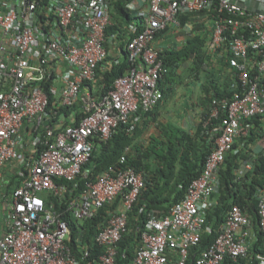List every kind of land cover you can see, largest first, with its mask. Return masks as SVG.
Here are the masks:
<instances>
[{"label":"built area","instance_id":"obj_1","mask_svg":"<svg viewBox=\"0 0 264 264\" xmlns=\"http://www.w3.org/2000/svg\"><path fill=\"white\" fill-rule=\"evenodd\" d=\"M127 6L142 27L126 44L131 68L98 99L87 91L84 115L66 124L49 112L46 86L50 83L54 95V82L60 80L58 103L70 108L86 83L96 81L109 56L106 32L116 24L112 0H0V264H93L88 249L80 247L81 256L74 253L65 216L77 222L79 243L84 233L79 225L121 198L95 236L103 250L98 263L115 264L129 212L146 180L142 172L124 166L129 151L118 166L93 178L88 164L98 144L108 142L122 125L133 131L141 114L164 100L160 83L168 68L156 38L180 28L183 13H211L208 50L226 51L236 80L231 96L213 97L210 103L204 127L214 147L202 173L168 214H150L142 244L126 264H189L192 249L212 232L208 214L221 186V168L238 151L236 144L251 135L253 119L264 115V0H130ZM129 28L135 30L134 24ZM261 141L252 146V158L239 177L264 153ZM79 178H85L84 189L69 194L67 182ZM47 195L61 200L63 210L49 206ZM257 216L264 231V190ZM252 225V216L232 205L196 264L238 262L253 243ZM258 261L264 264V256Z\"/></svg>","mask_w":264,"mask_h":264},{"label":"trees","instance_id":"obj_2","mask_svg":"<svg viewBox=\"0 0 264 264\" xmlns=\"http://www.w3.org/2000/svg\"><path fill=\"white\" fill-rule=\"evenodd\" d=\"M129 1L112 0L116 24L106 32L108 37L106 47L110 50V45L114 46L121 59L116 58L118 55H109L107 60L99 66L97 70L98 88L94 92L97 98L113 88L115 80L125 75L131 68V63L127 58L126 44L139 33L142 27L140 18L132 16L133 12L127 6ZM197 14H208L209 18L212 19L211 13L208 12L183 13L179 17L182 25L192 22ZM132 24H134L135 30L129 28ZM169 29L162 31L156 40L165 35ZM208 38V32L205 31L204 34L188 37L185 44L179 47L163 48L161 54L165 66L168 68V73L164 78L176 77L178 71L184 66H187L195 77L208 70L207 61L210 60L209 56L212 57L214 54L208 50ZM224 70L228 74L226 84L223 87L220 86V83H216L214 78L216 74L209 70L210 74L205 80V83L208 82V84L205 85L204 83L203 85V103L208 108H206L194 132L185 130L172 123L163 124L160 128V135L158 137L151 136L148 145L141 142L134 145L135 134L138 133L139 126L136 124L135 129L129 132L127 129L128 125H122L108 142L102 143L103 147L101 149H97L93 153L92 159L88 164V167L92 169L91 178L111 166H118L121 156L126 151H129L127 162L124 166L133 167L142 172L146 180V188L138 204L129 212L128 230L119 243L115 264H126L134 259L137 249L142 244L141 234L150 214L154 213L158 216L168 214L172 206L185 197L192 181L202 173L205 160L214 147L206 133L208 129L204 127L210 103L213 97L231 96L236 80L235 70L230 67L228 61L225 63ZM161 83L160 87L162 89ZM46 90L50 98L49 112L54 115H69L71 112L70 108L61 106L56 101L57 99H55L50 90V83L47 84ZM151 112L142 113L141 118ZM253 123L255 127L251 135L236 144L238 151L229 154L221 168V186L219 192L214 196V204L208 214V224L211 226L212 232L205 234L200 244L192 249L189 264H196V257L216 239L220 226L225 220L226 213L232 205L237 204L247 211L252 216L254 225L259 221L257 210L258 199L264 190V153L260 151V156L255 161L253 168L247 171L244 176L239 177V170L244 162L252 158V146L256 145L258 139L264 138V115L253 119ZM84 181L85 178H79L76 181L78 184L77 188L75 187V182H67L69 194L70 192H81L84 189ZM59 182L65 181L60 180ZM45 198L49 206L54 203L55 209L58 211L63 210L65 204L61 200L51 195H47ZM121 201V198H118L115 203L102 207L94 217L80 224L79 226L83 228L84 233L79 243L76 241L77 222L70 220L67 215L65 216L71 224L72 239L70 244L77 256L82 255L80 247H84L92 254L93 264H99L98 258L103 253V250L96 243L95 236L100 228L106 226L110 213L119 209ZM141 207H144L142 211ZM259 237L261 238V235ZM257 246L255 245L256 251L251 253L250 259L247 258L249 264H259L255 253H262V250L258 249ZM240 261H244V256L236 263L227 259L225 264H240Z\"/></svg>","mask_w":264,"mask_h":264},{"label":"crops","instance_id":"obj_3","mask_svg":"<svg viewBox=\"0 0 264 264\" xmlns=\"http://www.w3.org/2000/svg\"><path fill=\"white\" fill-rule=\"evenodd\" d=\"M194 20L190 23H187L185 25H183L184 30L186 33H189L190 36L193 35H200V34H204L205 31L208 32V42H207V46L209 44V42L211 41V37H212V27H213V19L209 18L208 14H197L194 16L193 18ZM198 24V25H196ZM187 28V30H186ZM191 31H188V30ZM211 30V32H210ZM177 33L178 30H175L171 28L170 31L166 32L165 35L159 37L156 40V45L160 48H174V47H179L181 45H183V42L185 39H188L187 36L185 35H178ZM115 37V36H114ZM110 38V37H109ZM111 39V38H110ZM112 40V39H111ZM187 40H185L186 42ZM184 42V43H185ZM177 44H179L178 46H176ZM109 51V55H113V56H117L118 53L116 52V50L114 49V46L112 48H110ZM227 53L224 49H221L219 51H217L216 53L213 54L212 57L209 56L210 58V62L212 64V66H208L207 67L214 71V73H216V77H222V84L220 83V86L223 87L226 84V74L227 71L224 70L225 63L227 62ZM119 58V55L118 57ZM61 74V73H60ZM192 81H195V85L196 86V90H191L189 91L188 89H186V87L181 91V89H179V83L175 80V77H169L167 79H163L161 86L162 89L164 90V100L162 101V103L157 106L155 109L152 110V112L150 114L147 115H143L141 119H139V122H136V124L139 126V131L138 133L135 134V141H134V145L137 143L139 144L140 142L143 143L145 142L146 145L149 144L150 138L151 136H155L158 137L160 134H158L157 128H161V126L163 124H169L172 123L174 125H177L178 127H181L185 130H187L185 127H187V125L189 124V122H185L186 117H191V115H187L182 116L179 115L180 111L184 112V113H189V109H192V112L189 114H202L204 113L205 109L208 108V106H206L204 104L203 106H200V101L204 99V94H203V85H204V81L202 80V78L194 80V79H190V80H185L182 82V85L184 86H189L191 84ZM55 85H53L55 87L54 89V96L55 99H57L56 101L58 102L60 99V91H61V82L60 80H55L54 82ZM98 88V81L96 79L95 82H91V84L86 83V85L83 88V92L81 94L80 99L76 102V104L73 107H70V114L66 115V114H58V118L63 121L66 124H70L72 123L74 120L80 118L82 116V113L84 112V104L80 103L81 101L83 102L82 98L86 95L85 93H92L93 97L95 99H98L97 97H95L94 92L96 91V89ZM93 90V91H92ZM167 91L175 93L176 94V99L175 101L178 102L180 104L179 106V110L176 108H172L171 110H167V107L169 108V106L166 103V93ZM189 93H191L192 95L195 96V102L196 105L194 107H189V108H185L184 103L185 101L180 99L181 95H188ZM200 106V107H199ZM163 107V113L161 112V108ZM165 111V112H164ZM175 111V112H174ZM170 114L171 116H176L177 119H167L165 117V115ZM181 114V113H180ZM80 116V117H79ZM201 118L198 120V122H196V127L198 126L199 122H200ZM133 122L134 119H133ZM191 126V125H190ZM192 127V126H191ZM190 127V129H191ZM159 128V129H160ZM190 131V130H189ZM264 145V141H261V144L259 145V148H261ZM97 149L99 150V144L97 145ZM215 200V198L213 199V201ZM121 206V204H120ZM119 206V207H120ZM256 225V226H255ZM253 224L251 226V233L253 236V243L250 246V250L249 253L244 256V261H240V264H249V262H247V258L250 259L251 253H253V251L255 250V245H258V249L262 250V253L257 252L255 254H257V259L258 256H264V231H262L260 229L259 224ZM261 235V238L259 237Z\"/></svg>","mask_w":264,"mask_h":264},{"label":"rangeland","instance_id":"obj_4","mask_svg":"<svg viewBox=\"0 0 264 264\" xmlns=\"http://www.w3.org/2000/svg\"><path fill=\"white\" fill-rule=\"evenodd\" d=\"M132 16H134V17H139V16H137V13H133L132 14ZM135 20H137V18H135ZM139 21V20H138ZM125 28V27H124ZM171 29H169V31H170ZM173 30V29H172ZM175 30H178V32L179 33H177L178 35H185V36H187V37H190V34L189 33H186L185 32V30H184V27H183V25L180 27V28H178V29H175ZM186 30H187V28H186ZM188 31H191L190 29L188 30ZM210 32H211V30H210ZM185 40H187V39H185ZM185 40H184V42H185ZM183 42V44H185ZM179 44H177L176 46H178ZM112 45H110V48H112L111 47ZM208 62V66L210 67V66H212V64H211V62H210V60H208L207 61ZM223 67H225V66H223ZM210 69L208 68V70H205V71H203L199 76H197V77H195V76H193V74L189 71V69H188V67L187 66H184L183 68H181L180 69V71H178V75L175 77V80L179 83V89H181V91L186 87V89H188L189 91H191L192 89L193 90H196V86H193V85H195V81H192L191 82V84L189 85V86H184V85H182V82L183 81H185V80H190V79H194V80H196L197 81V79H199V77H200V79L202 78V80H206V78L208 77V74H210V71H209ZM214 72V71H213ZM216 74V73H215ZM226 77H227V74L225 75ZM209 77H211V75H209ZM215 79H216V83L218 84V83H221L222 84V80H223V78L222 77H216V75H215V77H214ZM204 83H205V81H204ZM208 84V82L207 83H205V85H207ZM192 90V91H193ZM202 90H203V88H202ZM86 94V93H85ZM85 96H87V95H85ZM166 103H167V105L169 106V108L167 107V110H171L172 108H176V109H178L179 110V106H180V104L178 103V102H176L175 101V99H176V94L175 93H172V92H169V91H167V93H166ZM195 96L194 95H192L191 93H189L188 95H181L180 96V99H181V101L182 100H184L185 101V103H184V106H185V108H189V107H194L195 105H196V102H195ZM80 103H82L83 104V102L81 101ZM200 106H203L204 107V103H203V101L201 100L200 101ZM199 106V107H200ZM205 111H206V109H205ZM205 111H204V113H205ZM161 112L163 113V107L161 108ZM165 112V111H164ZM175 112V111H174ZM192 112V109H189V113H191ZM181 113V114H180ZM180 113H179V115H182V116H187V115H191V117H186V119H185V122H189V124L187 125V127H185L187 130H190V132H194L195 131V129H196V122H198V120L200 119V118H202V115L204 114V113H202V114H195V115H193V114H187V113H184V112H181L180 111ZM165 117L167 118V119H174V120H176L177 119V117L176 116H171L170 114H167V115H165ZM192 127H191V126ZM190 127H191V129H190ZM160 128V127H159ZM159 128H157V131H158V134H160V129ZM144 144H145V142H143ZM103 147V144L102 143H100L99 144V149H101ZM100 152V151H99Z\"/></svg>","mask_w":264,"mask_h":264}]
</instances>
